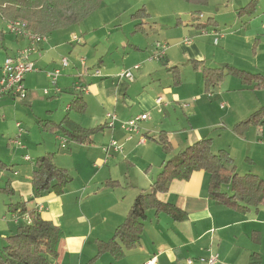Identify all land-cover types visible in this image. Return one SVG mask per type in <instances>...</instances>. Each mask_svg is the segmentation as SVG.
<instances>
[{
  "label": "crops",
  "instance_id": "obj_1",
  "mask_svg": "<svg viewBox=\"0 0 264 264\" xmlns=\"http://www.w3.org/2000/svg\"><path fill=\"white\" fill-rule=\"evenodd\" d=\"M131 13L130 19L133 22L131 30L132 35L137 36V34H145L147 32L145 28L146 20L149 17L138 20L143 24L137 32H134V24L137 21L131 18ZM180 23L182 22L179 18L175 24L178 25ZM0 30L4 33L2 38V40H4L2 43V40H0V46L4 45V48L11 51L12 54L27 44L26 38L22 36L15 37L9 34L8 31H3L1 28ZM52 34L54 33L52 32ZM9 36H12V39ZM83 36L84 34L82 35V41L76 42V44L78 43V45L84 46L86 42H89L87 39L85 42V37L88 35L85 34V36ZM234 36L235 35L226 36L223 34L221 38V41L224 40V44L230 51H237L239 47ZM185 39L186 37L183 43L190 44L189 50L195 53L190 58L191 68L194 71L200 72L202 80L199 68H201L202 65L208 66L205 64V57L200 55L199 49L194 47L195 43H192L191 39L189 41ZM70 44L71 47H73L68 49L70 55L73 51L80 53L85 51L86 46L78 48L75 47V43L71 42ZM254 44L256 48L252 57L257 63L256 67L264 70L263 32L260 33L259 37L255 38ZM56 46L53 40L51 41L47 38V40L40 45V55H33L35 62H39L43 66V69H47L46 67L51 65L49 58H52V51ZM134 48L138 49L136 46ZM154 48L155 45L151 56L156 53V48ZM8 54L9 53L6 52V55ZM80 57L81 56H78V60L80 62L79 64L84 66V75L80 73L77 76V81H81L88 89L86 92L82 93V102L85 103L83 112L79 113L76 110L69 109L70 103L75 99L76 95V91L71 89V87H73L75 79L74 70L78 69V67L76 62H73L72 66H74L75 69L70 67L69 70L60 74L61 76L57 79L58 92L56 93L55 91L53 95L49 96V98H56L58 94L61 96L63 92H67L73 96L68 99L69 101L64 106L63 109L65 112L63 116H60V120L56 121L52 118L53 111L47 110L45 114L46 118L39 117L36 121L40 131L46 134H52L54 139L44 137V139L38 143L39 146L31 149V152L35 153V158L47 152H54V161L58 166L66 168L70 174L72 169L75 171L74 176L71 175L72 181L60 195L44 193L34 197L30 179L34 169L33 162L35 158L34 160L31 158L24 159L26 161L32 160L29 161V165L23 167L24 170L13 167L15 164L13 163L14 159L7 163L1 158L8 165L7 168L3 170L13 171L10 176H6L4 172H0V187H3L8 182L9 187L14 191V194L11 195L14 201L7 200L4 202L5 200L0 197V237H5L7 233L14 231L17 224L24 223L21 218H19L18 223L12 222L13 214L6 212L7 203L21 201L26 202L25 205L28 209H35L38 204H42L43 208L39 211L41 216L51 220L62 229L63 236L58 243L57 257L51 259L56 264H178L183 263L188 258H192L193 261L191 264H206L202 259H206L212 253H218V260L215 264H250L252 254H255L256 258L258 257L256 260L257 264H264V206H260L258 210L250 209L246 212H242L216 203L208 197V174L203 170L192 173L188 180H172L166 191L157 194V199L162 203L171 204L180 211H184L185 215L183 218L174 219L166 212L167 208L165 206H162L161 210L158 212H156L155 209H150L146 212L143 231L140 235V242L134 248L125 249L120 258H114L109 252L98 253V243L107 241L113 236L115 227L123 221L135 196L144 191H139L138 187H143L141 189L150 187V184L154 180V174L148 176V173L153 169V165L157 164L161 169V162L170 157V154L166 155L161 151L160 146L155 140L162 131L166 132L169 140L172 142L173 135L177 134L178 136L181 133L185 134L187 131L185 125H188L192 130L194 129L197 131V136L194 138L197 140L202 137L200 136L202 135L200 134L202 128L207 129L216 126L220 122H224L227 126L232 127L235 122L245 118L253 110L264 106V99H261L259 91L246 89L240 82L237 87L234 86V83L230 84V81H227L228 84L224 83V78L220 83L210 89V93H206L203 89V92L210 95V97L206 100L199 98L198 102L189 110V116L184 118L177 113L175 109V103H179L180 101V90L171 89L173 86L176 88L180 87L181 82H183L182 73L178 65L172 62L171 55L165 51L163 57L152 60H149L148 57V62L159 60L160 63L158 64H161V67L155 68L153 70V75L152 69L149 68L143 76L146 80L150 79L151 81L152 79V83L157 86V91L153 94L155 97L154 100L145 103L143 112H135L127 109V107H120L118 108L119 113H115L118 120L112 127L110 137L116 139L123 146L121 153L110 151V156L106 159V153L102 149L103 146L95 145L94 136L98 133H104L107 127L93 134L89 144L74 142L76 145L69 147L68 150L60 149L62 146H60L57 141H54L59 139L58 137L61 135L60 131L52 132L44 129V122L51 121L59 123L67 116L68 119L86 128H94L103 124L105 115L107 114L106 112L112 111L111 109L115 107L117 97L124 99L128 95L129 84L134 83L135 74L141 69L139 63L134 64L139 65V67L137 69H130L133 79H122L126 81L127 84L118 82L114 88V95L113 89L111 88V83L113 82L111 79H107L109 77H100L96 79L97 81L94 84L93 79L98 78L99 75H93V77L91 75L87 76L90 73L88 69H90L91 65L93 66L95 64L96 59L94 58L91 60L88 58V61L87 58H85V60ZM222 59H226L227 62L215 66H225L226 64L232 66L236 65L234 61L232 62V60L228 58H219L217 61L220 62ZM78 60L77 58L75 59V61ZM81 60L84 61L83 64ZM193 61L200 64L198 69L193 67ZM101 62L104 61L101 60ZM1 63L2 60H0V64ZM52 63L55 64L56 62ZM172 66L176 67L175 72L169 70ZM211 67H213V65H211ZM235 67H237V65ZM102 69L107 73V68L105 66H103ZM39 70L41 69L38 68L37 71ZM26 75L24 76V85ZM44 76L47 80V71L44 72ZM176 80H179V82H176ZM25 88L28 92H32L33 95L30 94L29 106H26L24 102H22L21 105L32 109L33 103L40 97L36 89L28 88V86H25ZM251 91H256L259 96L256 97L254 93L251 95ZM170 94H172V97L167 99ZM86 96L90 97V100L85 98ZM158 96H165L167 99H164V106L162 105L161 112L155 104V99ZM180 106L186 108L189 107L190 104L186 107ZM145 113H147L149 117L145 120H141V130L130 139H127V133L121 128V122ZM181 120L184 122H180ZM196 120L208 121V123L201 126L194 123ZM255 129V132H257L256 137L258 144L264 147V127ZM141 136L145 139L144 144L139 143ZM149 139L155 141L156 145H151ZM68 141L69 140H67V142ZM191 141L189 136L184 135L183 141L181 142L183 146L181 147L183 148L189 145V143L194 142ZM180 145L181 144H179V146ZM157 147H159L163 156L153 158L158 161L154 163L150 161L147 167H145V173H143V175H141V172L137 174L142 177L141 183L133 185L130 181L127 186L130 185V187H132L131 191L127 194L116 193L115 188L120 186L121 182L119 178L114 176V171H117V169L121 167L120 164L122 162L120 159H123L124 164H129V166L133 167L134 164L132 160L136 157L137 152L145 156H150L149 152H158L156 149ZM220 148L223 147L220 146ZM224 149L226 148L224 147ZM59 150L64 151L60 152ZM250 161L253 162L252 157ZM109 163L110 165H108ZM70 165H73V168H69L71 167ZM247 172H251L258 176L260 175V172L253 168H248ZM114 181L117 185L110 184ZM30 200L34 202L32 207H28L27 204Z\"/></svg>",
  "mask_w": 264,
  "mask_h": 264
},
{
  "label": "rangeland",
  "instance_id": "obj_2",
  "mask_svg": "<svg viewBox=\"0 0 264 264\" xmlns=\"http://www.w3.org/2000/svg\"><path fill=\"white\" fill-rule=\"evenodd\" d=\"M251 1L252 0H208L206 5L196 6L182 0H103L101 6L79 24L55 31L56 33H51L52 35H47V38L51 41L53 40V43L57 45L52 51V58H49L51 65H48L46 67L47 69H43V66L36 61L37 69L40 68L41 70L30 72L25 77L24 86L36 89L40 97L33 103L32 109L21 105L22 101L18 98L7 96H2L0 98V158L7 163L14 159L13 163L15 164L13 167L21 170L25 165H29V161L34 160L35 153L31 152L32 148L39 146L38 143L42 141L44 137L54 139L52 134L41 132L36 121L39 117L46 118L45 114L47 110L53 111L52 118L54 120H60L65 112L63 109L64 106L69 101L68 99L73 96L67 92H63L61 96L58 94L56 98H49V96L53 95L55 91L56 93L58 91L55 87L51 86L48 79H45L44 72H50L53 69L58 68L61 70L62 74V72L69 70L70 67L74 68L72 64L73 62H76L78 69L74 68L75 79L73 83H75L77 81V76L80 73L84 75V66L79 64L78 56H81L84 59L87 58L88 61L89 59H96L95 64L93 66L91 65L90 69H88L90 73L87 76L91 75L93 77L96 70L99 71V77L93 79L94 84L97 81L96 79H99L100 77H109L107 79H111L113 82L111 83V88L113 89L114 95V88L118 82L127 84L126 81L118 78L119 74L131 69L134 64L139 63L141 66V69L139 71L137 70L138 72L135 74L134 83L129 84L128 95L124 99L117 97L115 107L111 109L112 111H108L116 114L119 113L118 108L120 107H127V109L135 112H143L145 103L154 100L155 97L153 94L157 91V86L152 83V79L151 81L150 79L146 80L143 76L149 68L152 69L153 75V70L161 67V64H158L160 63L159 60H153L151 62L147 61L148 57L153 53V47L157 41L167 43L165 51L171 55L172 62L178 65L182 73L183 82H181L180 87L176 88L173 86L171 89L180 90V101L179 103H175V109L176 112L184 118L189 116V110L198 102L199 98L206 100L210 97V95L203 92V83L200 72L194 71L191 68L190 58L195 53H192L189 50L190 44L183 43L185 37L191 39L192 43H195L194 47H197L200 55L205 57L203 58L205 59V64L208 66L226 63V59H222L220 62L217 60H219V58H228L232 60V62L234 61L237 67L243 68V70L264 73V70L256 67L257 63L252 57L256 48L254 40L256 37H259L260 33H264V0H257L255 15L250 19L248 16L239 18L236 13L237 8L245 6ZM141 6H145L150 15L146 20L145 25L147 34H137V36H134L131 33L133 22L130 19V13L134 12ZM191 12L195 17L190 18L191 16L189 14ZM208 16L214 17L216 28L210 26L205 30L206 33L196 29L194 23L205 20ZM179 18L182 23L176 25L175 23ZM5 27L6 22L0 19V28L3 31H7ZM214 30L222 35L225 34L226 36L235 35L234 39L239 46L237 48V51H239H230L224 44V40L221 41L222 37L215 34ZM83 34L84 36L85 34L88 35L85 37V42L86 39L89 40V42H86L84 46L78 45V43L76 44V42L82 41ZM11 35L14 36L13 34ZM214 38L217 39V42L214 41ZM71 42L75 43V47L78 48L86 46L85 51L82 53L73 51L70 55L68 49L73 48L71 47ZM135 46L138 49H135ZM23 48H20V50ZM20 50H17L12 54L11 51L4 48V45H1L0 60L3 62L6 56H14ZM6 52L9 54L6 55ZM63 57L68 59L69 62V66L65 68L60 66ZM76 58L78 61H75ZM101 60L104 62H101ZM52 62L56 63L54 64ZM103 66L107 68V73L102 69ZM224 78V83L230 81V84L234 83V86L236 87L239 85V80L233 76L228 75V77L225 76ZM45 89L48 90V94H43ZM71 89H73V87H71ZM257 91L260 92L261 99H264V90ZM253 93L256 97L259 96L256 91L250 92L251 95H253ZM170 97H172V94H170L167 99ZM85 98L90 100V97L88 96ZM163 98L166 99L165 96H163ZM183 102L188 105L190 104V106L182 108L180 105H183ZM140 122L141 121L138 122L139 131L141 130ZM180 122L184 121L181 120ZM16 123H20L22 129L19 137V129L17 128ZM194 123L204 126L208 121L204 122L202 120H196ZM185 126L187 127L185 134L181 133L178 136L177 134L173 135L172 143L175 146V150L169 156L175 155L182 148L181 146L183 145L181 142L183 141L184 135L189 136L190 141L197 136V131L194 129L192 130L188 125ZM255 130V128H251L244 137H239V135L232 132L230 126H227L224 122H220L216 126L207 129L202 128L200 131V134L202 135L200 136H208L212 138L213 151L218 150L220 146L223 148L225 147L234 158V164L238 173L245 174L248 168H253L257 169L260 172L259 177L264 179V147L263 145L258 144L256 137L257 132H255ZM111 131L112 127H107L104 133L96 134L94 136L95 145L101 147L108 145L113 138L110 137ZM60 137L62 139L65 138L61 135ZM15 139H18L21 146L12 143V140ZM54 141H57L61 146L60 139ZM149 143L151 145H156V142L151 139H149ZM179 144L181 145L179 146ZM73 145H76V143L66 141L64 148L60 147V149L68 150V148L73 147ZM156 149L158 151L157 153L155 151L149 152L151 157L137 152L136 157L132 160L134 164L133 167L129 166V164H124L123 159H120L122 162H120L121 167L119 169L116 168L117 171H114V176L119 178L121 182L120 186L115 188L116 193L127 194L131 191L132 187H130V185L127 186L130 181L133 185L141 183L142 177L137 174H140L141 172V175H143V173H145V167H147V164H149L150 161L153 163L158 161L153 158L163 156L159 147ZM59 151L63 152L64 150ZM25 156H28L32 160H24ZM251 157L253 162L250 161ZM108 165H110V163ZM70 166L71 167L69 168H73V165ZM12 171L2 170L0 172H4L6 176H10ZM159 171L160 167L157 164H154L153 169L148 173V176L154 174L153 176L155 178ZM70 172L71 175L74 176L75 171L72 169ZM138 188L139 191L144 190L143 192L149 190L147 187L141 189L143 187L140 186ZM0 197L5 200L4 202L7 200L14 201V199L7 194H0ZM27 204L28 207H32L34 202L30 200ZM11 232L7 233V235L11 234ZM3 243L4 237H0V246H2Z\"/></svg>",
  "mask_w": 264,
  "mask_h": 264
},
{
  "label": "trees",
  "instance_id": "obj_3",
  "mask_svg": "<svg viewBox=\"0 0 264 264\" xmlns=\"http://www.w3.org/2000/svg\"><path fill=\"white\" fill-rule=\"evenodd\" d=\"M102 1L0 0V18L4 21L20 20L28 30L48 35L56 30L79 24L95 12ZM182 1L196 6H204L208 2V0ZM256 2L252 0L245 6L237 8V16L253 17ZM189 15L190 18L195 17L192 12ZM147 17L149 14L145 6L131 13V18L137 21L134 24V32H137L143 24L138 20ZM194 25L196 29L204 32L209 26L215 27L216 21L214 17L208 16L205 20L195 22ZM3 36L4 33L0 30V40ZM192 63L195 69L200 67L198 62ZM199 69L206 93H210V89L228 75L237 78L246 89L264 90V74L262 73L248 72L229 64L213 67L202 65ZM169 70L175 72L176 67L172 66ZM30 94L33 95L32 92L27 91L26 96L20 99L26 103V106L30 105ZM84 108L82 93H76L69 109L82 113ZM43 126L48 131H60L61 136L66 140L79 144H89L93 134L108 127L106 123H103L94 128H86L68 119L67 116L59 123L46 121ZM259 127H264V106L235 122L231 129L236 135L244 136L251 128ZM155 140L166 155L174 152L175 147L166 132L162 131ZM54 155V152H47L36 157L33 162L34 169L30 181L34 197L44 193L60 195L72 181L68 170L55 163ZM7 166L0 158V170L6 169ZM160 166L161 169L150 184L149 190L135 196L123 221L115 227L113 236L107 241L98 243L99 254L109 252L114 258H120L125 249L134 248L140 242L146 212L150 209L158 212L162 206H165L166 212L171 217L183 218L184 211H180L171 204L162 203L157 199V194L166 191L172 180H188L192 173L199 170L208 174V197L216 203L242 212L250 209L258 210L260 206H264V179L251 172L239 174L236 171L234 158L228 150L220 148L213 151L212 138L208 136H202L181 148L175 155L163 160ZM110 184L117 185L115 181ZM0 193L11 196L14 191L7 182L0 187ZM25 204L26 202L21 201L6 204L7 213H12L19 218L27 214L30 222L17 224L15 230L4 237V243L0 246V264H56L51 259L57 257L58 243L63 236L62 229L51 220L42 217L34 208L28 209ZM257 259L258 257L252 254L250 264H257Z\"/></svg>",
  "mask_w": 264,
  "mask_h": 264
},
{
  "label": "built area",
  "instance_id": "obj_4",
  "mask_svg": "<svg viewBox=\"0 0 264 264\" xmlns=\"http://www.w3.org/2000/svg\"><path fill=\"white\" fill-rule=\"evenodd\" d=\"M264 27V24H263ZM6 29L9 33L13 34L15 37L22 36L26 38L27 44L26 46L20 50L16 55L14 56H6L3 62L0 64V98L2 96H11L12 98H18L22 99L27 94V89L24 86V76L28 72L37 71V67L35 66V60L33 58V55H40L41 48L40 45L44 43L47 40L46 34H40L37 32L30 31L26 28V25L20 21V20H9L6 21ZM206 33V31H204ZM214 33L222 37L223 35L221 33H217L216 30H214ZM186 41H189L190 39L186 38ZM214 41L217 42V39L214 38ZM166 43L156 42L155 48L156 53L149 57V60L160 58L164 56L165 50H166ZM81 63L83 64L84 61L81 60ZM61 67L68 66V60L66 58H62L60 62ZM139 65H134L132 68L137 69ZM61 74V70L58 68L53 69L50 72H47V76L49 79V82L52 87H55L57 89V79ZM94 75H99V71L96 70V73ZM120 79H127L132 80V72L131 70L123 71L118 76ZM73 89L76 91V93H83L86 92L87 86L82 84L81 81H77L73 84ZM58 91V89H57ZM44 94H48V90H44ZM164 98L162 96H158L155 99V104L158 108V110L162 111V105L164 106ZM183 107L188 106L187 103H184L182 105ZM149 117L147 113L137 115L135 117H132L130 119H127L125 121L121 122V128L127 133V139H130L134 134H137L139 132V126L138 122L141 120H145ZM117 116L113 112H108L106 114L105 122L108 127H113L115 125V122L117 121ZM17 128L19 129L18 137L21 133V126L20 123H16ZM61 140V146H65V142L67 141L66 138L58 137ZM145 139L141 136L139 143L144 144ZM13 143L21 146V143L18 141V139L13 140ZM103 151L106 153V159L110 156V151L121 153L123 150V146L114 138L110 140L108 145L104 146ZM25 159H29L28 156H25ZM105 159V161H106ZM43 208L42 204H38L35 207V210L37 212L41 211ZM24 223L30 222V217L25 214L22 218ZM19 217L13 214L12 222L18 223ZM218 260V253H212L207 257L206 259H202L206 264H215ZM192 258L186 259L183 263L178 264H191Z\"/></svg>",
  "mask_w": 264,
  "mask_h": 264
}]
</instances>
